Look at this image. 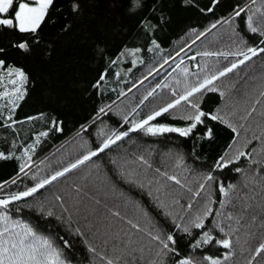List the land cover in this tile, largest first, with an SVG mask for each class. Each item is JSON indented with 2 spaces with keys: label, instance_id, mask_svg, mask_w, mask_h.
I'll list each match as a JSON object with an SVG mask.
<instances>
[{
  "label": "snow or ice",
  "instance_id": "obj_1",
  "mask_svg": "<svg viewBox=\"0 0 264 264\" xmlns=\"http://www.w3.org/2000/svg\"><path fill=\"white\" fill-rule=\"evenodd\" d=\"M89 3L90 0H69V8L79 17ZM178 3L207 15L215 13L221 0H208L202 6L199 0H178ZM256 4L257 0L236 3L227 15L214 20L203 31L191 29L196 35L192 41L195 44L202 37L213 34V30L226 26L215 38L216 43L226 47L191 56L193 61L197 56L216 58L212 62L205 59L203 65L197 64L194 73L182 66L183 61L177 63L173 71L179 70L182 79L178 78L173 85H157V88L170 90L168 102L139 119L130 120L133 114L139 115L137 109L149 97L157 94V88H153L131 112L121 116L123 124L129 125L126 131H106L105 126L92 133L97 120L107 116L113 108L112 104L101 106L91 123L80 125L76 133L78 137L92 134L98 142L89 146V141L85 140L81 145L85 151L74 162L39 180L32 175L31 180L35 182L31 186L25 185L22 190H19V184L23 183L22 178L29 177L35 166L33 156L42 139L53 131L62 133L64 128L62 121L44 112L24 120L15 119L17 109L29 93L32 78L22 65L7 63L8 49L0 45V127L11 129L14 125L37 120L48 125V130L40 131L31 143L21 146L19 155L15 142L7 153L0 151V161H18L16 177L0 182V264H71L66 250L72 248L75 238H80L94 261L98 258L101 264H237L234 259L237 250L242 255L245 245L259 239L247 264H264V3L252 7ZM53 7L55 0H0V32L7 29L20 34V38L11 41L8 47L16 49L21 58L33 54L40 43L41 27L51 18ZM121 7H126L129 15L139 17V27L146 37L166 22L162 14L157 15L164 7L158 0L150 6L144 0H124ZM146 47L148 52L161 55V69L185 51L181 47L176 57H163L156 39H146ZM141 51V47H125L112 58L106 46L97 44L93 57L103 62L108 56L107 67L97 73L90 87L102 95L107 90L109 76L113 75L109 70L127 57L132 58L133 67L144 63L139 59ZM254 57H260L261 62L257 64ZM221 58L228 63L220 66ZM242 66L249 71L241 78L239 70ZM155 71H149L148 76ZM234 72L237 82L225 83ZM114 75L119 81L121 73ZM233 91L237 96L242 92L254 95L251 109L239 116L240 120L248 121L260 106L256 125L259 134L253 130L251 138L243 137V143L241 131L247 133L250 127L235 122V108L211 112L201 106L207 93H218L226 98ZM123 96L126 93L121 89L118 98ZM177 111L181 113L180 119L186 122L185 126L157 122V118ZM207 121L224 125L235 135L224 154L206 170L189 166L183 155L174 158L171 170L155 166L144 154L130 158L127 154L109 156L103 163H96V159L107 155L114 145L133 132L152 137L176 133L189 138L198 126H203L204 130L197 138L211 141L214 129ZM192 158L199 159L195 152ZM86 163H91L93 168L82 174L80 182L64 195H43L41 190L46 186L81 169ZM10 185L17 186V190L8 191ZM41 221L54 222L58 231L45 232ZM117 224L121 225L119 231H111ZM89 234L105 236V245L113 242V254L98 251L89 240Z\"/></svg>",
  "mask_w": 264,
  "mask_h": 264
},
{
  "label": "trees",
  "instance_id": "obj_2",
  "mask_svg": "<svg viewBox=\"0 0 264 264\" xmlns=\"http://www.w3.org/2000/svg\"><path fill=\"white\" fill-rule=\"evenodd\" d=\"M153 2L154 0H144V3L149 6ZM158 2L162 3L164 7L162 13L158 12L157 15L162 14L166 22L161 24L154 33H148L147 37L139 27V17L129 15L127 8L121 7L124 0H90L86 11L79 17L71 13L69 0H55V7L50 10L51 18L42 25L39 32L40 43L33 54L24 58H21L16 49L8 47L11 41L20 38V34L7 29L0 32V45L8 49L9 52L7 63L22 65L32 78L29 93L17 109L15 119L24 120L27 116L44 112L49 117H57L63 122L64 128L62 133L53 131L47 138L42 139L41 145L33 156L35 166L29 173V177L22 178L23 183L19 184V190H22L25 185L31 186L35 182L31 180L32 175H36L39 180L61 170L70 162H74L85 151L81 147L85 140L89 141V146L98 142L92 134H82L78 137L76 133L80 125L91 123L92 117L96 115L101 106L112 104L113 108L107 116H102L97 120L92 133L105 126L106 131L111 129L126 131L129 125L123 124L121 119L123 114L131 112L149 91L157 88V85L165 83L173 85L178 78L182 79L179 70L173 71L177 63L183 61L182 66L194 73L197 71L196 65H203L205 59H208L209 62L214 61L216 59L214 57L197 56L195 61L190 57L205 50H214L211 41L215 40L216 35L224 31L226 26L219 30H213V34L207 38H201L195 44L192 41L196 39V35L191 29H196V32L203 31L214 20L227 15L236 3L245 4L246 0H221L215 13L207 15L192 7L182 6L178 0H158ZM207 2L208 0H199L201 6ZM261 3H264V0H257V4L252 7L260 6ZM146 39L148 41L157 40L163 50V57L169 55L176 57V53L181 47L189 48V50L184 55L176 57L175 60H169L171 64L165 66L164 70L156 74L153 72V75L148 76L149 71L160 69L163 59L161 55L147 51ZM251 42L250 39L249 43ZM97 44L106 46L112 58H115V55L125 47H141L139 59L144 61V63H137L133 67L132 58L127 57L122 63L113 66L109 70L113 75L109 76L107 90L102 95L90 87L97 78V73L107 67L108 56L103 62H99L93 57V51ZM231 59L229 58V60ZM253 60L257 64L261 62L260 57H254ZM227 63L228 61L221 58L220 66ZM248 71L247 67L242 66V69L239 70V77H244ZM116 72L121 73L119 81L114 75ZM145 76H148L147 80H144ZM229 81L237 82V73L229 74L225 83ZM134 84L135 87H133ZM121 89L126 93V96L118 98ZM129 89L131 91H128ZM170 98L168 88H157V94L154 97H149L144 105L137 109L139 115L133 114L129 119L141 118L153 108L168 102ZM236 98L240 101L238 106H236ZM253 99L254 95L248 96L243 92L239 96L234 91L230 92L226 99L220 97L218 93H207L201 106L205 111H225L224 100H226L229 104H227V111H231L233 108L237 111L235 122L238 125L244 123L246 127H250L247 133L241 131V143H243L245 135L251 138L253 130L257 135L260 131L256 127L259 122L257 113L260 106H257V113H254L248 121L239 119V116L251 109ZM180 115L181 113L178 111L172 115L165 114V116L157 118V122L177 127L185 126L186 122L180 119ZM207 123L214 129V139L211 141L197 138L204 130L203 126H198V130L189 138L180 137L176 133L152 137L142 132H133L114 145L107 155L100 159H94L99 164L106 161L109 156L127 154L130 158L137 154H144L155 166L171 170L174 158L177 155H183L189 166L206 170L214 164L220 155L224 154L235 135L230 129L217 122L207 121ZM46 130H48L47 123L40 120L17 124L11 129L0 127V151L7 153L15 142L16 154L19 155L22 151L21 146L31 143L37 133ZM193 152L198 155V160L192 158ZM241 166L247 165L242 164ZM92 168L91 163H86L81 169L74 170L41 191L44 196H49L50 193L64 195L65 191L80 182L79 177L82 174ZM17 172V160L0 161V182L10 181L16 177ZM7 190L15 191L17 186L10 185ZM121 211L123 212V209ZM40 223L45 232L58 231L54 222L49 224L41 221ZM120 227L121 225L117 224L111 231H119ZM59 231L62 232V230ZM103 231L101 229V233ZM105 239L106 237L102 234H98L97 237H92L89 234V240L97 247L98 251L112 255L113 242L105 245ZM115 243H119V241H115ZM258 243L259 239L251 240L249 245H245L242 255L237 250L234 258L237 264H247V259L250 258L252 250ZM66 253L70 256L71 264H101L98 258L94 261L92 254L87 251L80 238L73 239L72 248L66 250Z\"/></svg>",
  "mask_w": 264,
  "mask_h": 264
},
{
  "label": "rangeland",
  "instance_id": "obj_3",
  "mask_svg": "<svg viewBox=\"0 0 264 264\" xmlns=\"http://www.w3.org/2000/svg\"><path fill=\"white\" fill-rule=\"evenodd\" d=\"M202 38H203V37H202ZM215 38H216V37H215ZM197 41H199V40H197ZM211 43H212V48H213L214 50L223 49V48L226 47V45H224V44L216 43L215 40H212ZM192 45H193V44H192ZM192 45H191V46H192ZM188 50H189V48H186L184 52H181V53H180V56L184 55V53H185L186 51H188ZM180 56H179V57H180ZM230 58H231V57H230ZM169 64H171V63L169 62L167 65H164V67H165V66H168ZM164 67H163L162 69L160 68V69L156 70V72H154V74H156V73H158V72L164 70ZM146 80H147V79H146ZM225 99H226V98H225ZM227 100H228V99H227ZM235 100H236L235 102H237L236 106H238V105H239L238 103H239L240 101L238 100V98H236ZM224 103H226V105L228 104V102H227L226 100H224ZM228 105H229V104H228ZM227 108H228V107H227ZM227 108L225 107V111H227Z\"/></svg>",
  "mask_w": 264,
  "mask_h": 264
}]
</instances>
